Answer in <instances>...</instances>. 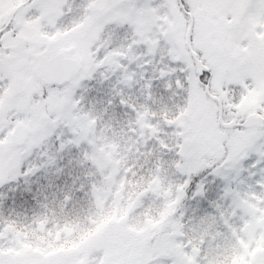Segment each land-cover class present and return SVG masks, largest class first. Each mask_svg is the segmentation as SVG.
<instances>
[{
    "label": "snow or ice",
    "instance_id": "1",
    "mask_svg": "<svg viewBox=\"0 0 264 264\" xmlns=\"http://www.w3.org/2000/svg\"><path fill=\"white\" fill-rule=\"evenodd\" d=\"M93 144L117 174L133 153L182 193L112 264H216L218 238L231 264H264V0H0V264H64L3 214L27 215Z\"/></svg>",
    "mask_w": 264,
    "mask_h": 264
},
{
    "label": "rangeland",
    "instance_id": "2",
    "mask_svg": "<svg viewBox=\"0 0 264 264\" xmlns=\"http://www.w3.org/2000/svg\"><path fill=\"white\" fill-rule=\"evenodd\" d=\"M115 118L117 124L113 121L112 123L117 128L122 127L124 125L123 117L120 119V116L116 115ZM98 152L101 156L95 153L89 155L87 152V159L91 158L93 163L111 166L113 172H109L112 176L108 178V183L112 184L113 190L117 189L116 184H118L120 193L111 191V194L109 192L106 194L104 191L103 199L107 198L109 201L103 202L101 198L102 203L91 205L90 209L83 208L89 220L92 218L90 221L80 220L78 216L70 217L66 212L69 206H64L62 212L59 211L61 241L59 256L63 258L64 264H112L113 261L121 258L136 246L141 238L147 240L149 230L153 232V229L160 223L172 220L179 209L182 193L170 173L162 172L161 175L164 176L160 175L159 178L149 181L148 189H145L146 193L142 196L136 186L137 183L127 185L126 175L117 174L112 160L105 156L101 150ZM128 157L131 160L132 153L126 155L127 163L131 162L127 161ZM142 162L139 161L141 164ZM101 167L103 168V166ZM122 174L124 184H122ZM131 179L132 174H130V181ZM69 200H65V202H69ZM99 210H102L103 213ZM89 222H93L94 225H87L86 223ZM205 226L207 231L202 235L210 239L215 234L216 221L209 217L205 221ZM217 242L220 245L219 249L208 248V251L216 256V264H231L232 259L237 255L234 246L219 238ZM31 253L36 258H40V253ZM225 259L228 261L223 262Z\"/></svg>",
    "mask_w": 264,
    "mask_h": 264
},
{
    "label": "flooded vegetation",
    "instance_id": "3",
    "mask_svg": "<svg viewBox=\"0 0 264 264\" xmlns=\"http://www.w3.org/2000/svg\"><path fill=\"white\" fill-rule=\"evenodd\" d=\"M117 113V116L120 115L121 119L123 115L120 114L119 110H117ZM87 152L89 155H94L95 153L96 155L101 156L100 152H98V149L96 150L94 144L88 146ZM132 156L133 157L131 160L129 157L127 158V161H131L127 164L135 166V174L132 175L131 181L130 174L125 176L127 178L126 184L130 186L137 183L136 186L139 188V191L143 196L146 193L145 189H148V182L159 177L155 176L149 165L144 164L143 167H141V163H139L140 160L137 159L135 161V154L132 153ZM87 160L89 163L85 164L83 167L78 166V162L74 161L75 166L72 168L71 178H69L67 175L62 176L60 180L62 186L60 188L53 187L47 190L45 195H41L39 197V205L34 209L29 210L27 215H25L23 210L14 212L11 214V216H9L7 213L3 214L5 223L16 230V233L21 237L23 246L26 250L40 253V258L59 256L61 242L59 237L60 225L58 218L59 202L61 196H63V194L67 195L68 190L73 187L72 179L79 177V179L76 180V185L78 187L81 184L84 185L83 191L79 192V197H81L80 199L83 202L82 206L85 209H90L91 205L102 203L101 198L103 199L104 191L106 194L108 192L111 194V191H114L118 194L120 193L118 184H116L117 189L113 190L112 184L108 183V178H111L112 176V174H109V172H113L111 166H104L95 162L93 163L91 158H88ZM101 166H103V168ZM48 176L52 181H56V173L54 169H50L48 171ZM122 184H124V179ZM107 201H109V199H103V202ZM99 212L103 213L102 210H99ZM153 234L154 233L152 230H149L147 233L149 237L147 239H150Z\"/></svg>",
    "mask_w": 264,
    "mask_h": 264
},
{
    "label": "trees",
    "instance_id": "4",
    "mask_svg": "<svg viewBox=\"0 0 264 264\" xmlns=\"http://www.w3.org/2000/svg\"><path fill=\"white\" fill-rule=\"evenodd\" d=\"M118 115V113L116 114ZM120 116V115H119ZM116 123L117 124V121H116V118L113 119V123ZM123 122L124 124L127 122V117H124L123 116ZM78 187L77 185L71 187L70 190H68V194H63V196H61V199H60V202H59V211L62 212V209L63 207H68L69 206V209H66V212H68L69 216L70 217H75V216H78L80 218V220H84L86 222V220L90 221L92 218L90 216V220L88 218V215L86 213L85 210H83V202L82 200L80 199L81 197H79V192H77L75 190V188ZM64 196H69L70 197V200L69 202H65V198ZM70 204V205H69ZM91 214V212L89 211V215ZM176 215H178V209L176 211ZM87 221V222H88ZM87 225L90 224V225H94L93 222H89V223H86ZM151 238V237H150ZM234 255V254H232ZM225 261H228V259H225L223 262Z\"/></svg>",
    "mask_w": 264,
    "mask_h": 264
}]
</instances>
